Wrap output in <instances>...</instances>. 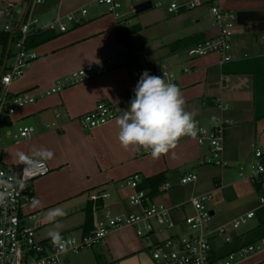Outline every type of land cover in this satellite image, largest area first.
Listing matches in <instances>:
<instances>
[{"label": "crops", "instance_id": "0c3cea01", "mask_svg": "<svg viewBox=\"0 0 264 264\" xmlns=\"http://www.w3.org/2000/svg\"><path fill=\"white\" fill-rule=\"evenodd\" d=\"M91 1L93 0H41L39 4L45 6L43 10H54V16L51 17L54 19L76 11ZM141 1L144 0H134V5ZM150 1L152 2V0ZM4 2L5 0H0V7H3ZM37 4L33 7V13ZM225 6L230 10L237 11L236 21L237 13L244 12L245 14L240 20L247 19L246 22L253 23L249 28H256L257 30L246 31L243 25H239L243 27L246 33L261 32L262 43H256L252 50L253 55L247 54L246 46H243L242 39H240V36L246 38L247 35H242L243 33H238L242 30H237V35L234 33L232 38L231 54L233 59L222 65L218 63L217 54L211 53L191 58L186 53L187 49L197 41L212 37L217 33V28L213 25L205 9L171 14L162 8L159 13L150 14L144 18L143 15H140L139 22L135 23L141 26L140 30L127 36L124 40H119L116 37V31L124 25L132 24H126L125 20L115 17L103 5H93L88 8L80 24L69 25L67 31L34 47L37 57L24 69L21 76L12 81L8 87L10 93L17 94L26 91L28 94L33 93L35 95L34 102L17 109L9 117L8 127L15 129L24 124L21 122L24 118H31L33 123L36 122L35 127L30 124L34 127V132L26 139L1 138L12 140L16 146H23L22 152L28 154H31L33 149L38 148H45L54 153L53 158L47 161L50 172L37 178L31 186L35 198L41 202V206L33 207L32 203H29L25 206V211L34 213L35 219H38L37 216L41 210L47 209L51 205L62 207L66 215L59 220L65 218L64 222L67 225L62 226L61 235L75 230L79 236L83 234L81 228L84 221L83 209L89 202L90 193L104 190L109 195L107 198H111L106 187L114 186L117 196L112 198L109 203L105 202L106 198H104L102 200L104 207L115 213L136 209V207L129 206L125 202L126 195L130 190L125 186L124 181L129 175L139 173L142 177H147L158 172H165L168 181H170L173 176H169L168 172L174 170L179 161H186L189 157V154L185 152L186 157L178 159L172 157L171 151L167 155L153 159L149 153L143 150L129 149L125 151L119 144L116 118L129 107L124 101V95L128 91H134L142 73L147 70L144 69L141 73L135 70L136 77L131 74V71L134 70L131 55L137 46H141L142 49L148 47L149 51L154 52V57L150 59L153 65H166L172 67L173 70L175 66L184 65L182 69L176 72L177 86L184 95L186 110L194 113V118L198 120L199 125L204 127L208 123L207 127L211 128V118L216 114V110L222 115L227 109L226 106L221 112L215 103V99L220 94V88L223 89L224 87L223 97L221 95L220 97L226 104L229 100H233L236 102L237 108L245 107V110L250 109L253 112L248 122H253V118L263 117L261 115L264 114V105L259 107L258 117L254 111L252 74L229 71H238L241 66L238 63L264 57V0H227ZM22 17L23 14L17 15V20ZM51 18L50 20H52ZM2 26L3 21L0 19V30H2ZM15 30L16 28L11 33H15ZM141 32L144 35L137 37ZM135 37L139 39L135 41ZM7 49L5 50V57L9 59L13 53L12 45L10 44L9 48L7 45ZM248 49H252V46ZM117 55H123L128 60L125 66L100 74L89 81L67 86L59 92L41 95L40 91L53 86L58 79L65 77L70 72ZM159 60H167L168 62L160 64ZM247 67L250 68V66ZM185 68L188 69L186 72L184 71ZM220 78L222 79L221 85L218 82ZM13 84L17 93L11 90ZM100 101L114 105L117 112L116 117L93 129L81 127L77 122V117L91 110ZM233 117V124L230 125L240 122L239 116ZM52 123L54 126L46 128V124ZM239 132L237 128L232 133L227 129L225 130L224 159L227 162L239 158ZM190 142L193 145L195 157L198 158L197 152L201 146L196 143V137L182 138L176 148L185 145L186 150ZM254 144L257 145V142ZM254 144H252V148H254ZM260 144L264 151V139ZM0 151L3 157L7 155L10 163H19L16 154L7 153V150L4 152V149H0ZM189 172L193 171H185L184 173ZM182 174L176 175L175 178L177 177L178 180ZM219 180H213L216 188L220 186ZM183 187L184 185L178 183L174 185L170 183L168 189L161 188V194L155 197V200L169 207L176 203H184L189 196L185 195ZM252 188L254 187L252 186ZM255 190L258 192L257 189ZM191 192L189 190V193ZM70 202H75V205L65 209L63 204ZM256 206L257 203L253 204L232 219L255 209ZM73 207L76 208L75 212L72 211ZM210 211H213V217L215 209L212 207ZM192 213L193 209L188 203L184 204L179 211H173L171 217L175 221L174 228L182 227L183 218ZM74 215H78L76 221L68 223V220L73 219ZM79 215L81 216L79 217ZM232 219L225 223L211 222L210 220L207 229L210 230L229 223ZM250 220H253L250 227L252 228L256 225V218L253 217ZM42 221L40 219L37 221L38 224L36 222L37 231L41 227ZM162 232V230L159 231L155 228L146 241L138 237L132 227L117 229L109 232L103 241L96 246L78 253L64 254L59 264H154L149 254L150 244L166 238L162 236ZM235 233L236 235L241 234ZM173 235L179 234L171 233L168 236ZM37 237L49 239L47 234L39 236L37 233ZM222 245V243L216 246L212 244V249L216 251ZM232 264H264V248L245 258H239Z\"/></svg>", "mask_w": 264, "mask_h": 264}, {"label": "built area", "instance_id": "2783aa9c", "mask_svg": "<svg viewBox=\"0 0 264 264\" xmlns=\"http://www.w3.org/2000/svg\"><path fill=\"white\" fill-rule=\"evenodd\" d=\"M227 0H170L166 11L171 14L190 11L195 9H205L213 25L217 28V33L209 38H204L191 45L186 53L188 57H199L211 53L217 54L220 65L232 61V38L234 36V20L236 14L233 10L226 8ZM41 0H5L3 7H0V19L3 21L2 30L5 32L17 33L14 41H10L13 53L8 59L2 45L0 44V122L16 112L17 109L32 103L35 100L33 93H10L8 90L12 81L21 76L24 69L37 57L34 48L26 46L27 38L33 33L41 30H49L58 33L67 31L68 25L80 24L88 8L93 5H103L109 13L121 18L119 12L121 3L119 0H93L76 11L69 12L63 16L42 23L33 13L35 4ZM131 11L134 8L131 6ZM23 17L17 20V15ZM129 23V19L125 20ZM264 41V37H263ZM139 59L146 60L147 54L141 53L142 47L137 46ZM9 54V53H8ZM127 63L123 55L111 56L103 61L96 62L87 67H83L70 72L65 77L58 79L55 84L43 91L41 95H50L59 92L63 88L81 82L89 81L105 72L125 66ZM146 71L150 75L160 76L166 81L177 85L178 77L172 67L166 65H153L146 62ZM188 69H184L186 72ZM136 77V71H131ZM134 91L125 93V103L129 105L134 98ZM216 107L222 112L227 104L218 97L215 99ZM117 115L114 105L106 102H98L91 110L79 115L77 121L83 128L93 129L104 125L114 119ZM198 122V120H196ZM232 121L217 116L213 119L212 126L208 130L199 125L196 143L205 147L207 153L203 157V162L213 164L223 169L227 167L224 161V134L226 125ZM46 128L54 124H46ZM34 132V127L30 125L18 126L15 129L5 125H0V139L9 138L13 140L26 139ZM253 161L248 172H244L243 165L237 167L240 175L255 189L258 188L257 206L234 219L229 223L219 225L208 230V224L212 218L210 210L205 207V202L211 198V192H204L199 195H191L184 203H176L167 206L162 202H157L154 197H150L145 189L138 188L142 180L139 173L129 175L125 181V186L130 190L126 195L127 205L136 209L126 212L115 213L111 209L97 205L98 200H103L109 195L106 191H94L89 194L88 199L92 201V228L87 234L79 236L62 235L65 240H74L75 245H69L67 253H78L85 249L100 244L105 236L114 230L124 227H132L138 237L148 241L149 236L157 228L159 231L164 227L171 229L175 226V221L171 217L173 211H179L184 204L188 203L193 209V213L183 218V223L188 225L193 232L180 237L177 235L168 236L153 244H150V257L154 264H232L237 258H245L251 253L264 248V237L255 243L240 247L237 251L229 253L222 259L211 262L212 239L223 236L224 242H229L231 233L241 225L247 224L255 215L256 209L264 206V151L257 145H253ZM147 153V152H146ZM26 168L24 164H4L0 161V173L7 178L23 176ZM29 177L25 175L23 180H17L12 189V195L7 206H0V264H59L64 254H58V250L52 245L51 239H40L37 237V225L34 224L36 215L25 211V206L31 203L35 197L31 183L50 172L47 164H31ZM196 181L194 172L184 173L179 176L178 184L186 185ZM166 183L162 189H168Z\"/></svg>", "mask_w": 264, "mask_h": 264}, {"label": "rangeland", "instance_id": "374dc122", "mask_svg": "<svg viewBox=\"0 0 264 264\" xmlns=\"http://www.w3.org/2000/svg\"><path fill=\"white\" fill-rule=\"evenodd\" d=\"M169 1L170 0H152V7L151 8L136 14V13L132 12L131 8H130V6H134V0H120L121 7L119 8V12L122 15V17L120 19H123V21L129 19V24L138 23L140 20V17H139L140 15H143L142 17L144 18L150 14L152 15L155 13H159L162 10V8L166 9ZM43 7H45V6H42L41 4L38 3L35 7L34 13H35V16H37L41 22L46 23L48 20H50L51 17L54 16L53 15L54 10H49V9L43 10ZM48 11H49V13H48ZM236 12L237 11L235 10L234 13L236 14ZM209 21H210V19H209ZM65 22L69 27V22H67L66 20H65ZM237 30L238 31L242 30L241 32H238V33H243L242 35H247L246 38H244L243 36H240V39H242L243 46H246L247 54L253 55L252 50H253L254 46L256 45V43L257 42L259 44L262 43V33L261 32L246 33L244 31L243 27L241 25L237 24V21L235 19L234 20V33H235V35H237ZM142 35H144L143 32H141V34H138L137 37H142ZM137 37L134 38L135 41H137V39H139ZM250 46H252V49L249 50L248 47H250ZM143 52H145L147 54L146 60L139 59V52L135 49H134V51H132V55H131L132 56L131 61L133 62V69L136 70L137 72H140V73L144 69H146V65H145L146 62H150V59H152L154 57V52L151 50L149 51L148 47L143 48L141 53H143ZM158 62L160 64H165L168 61L167 60H159ZM183 66H181V67L178 66L179 68L175 66L174 72L176 73L179 69H182ZM219 74H220V72H219ZM218 82L221 85L222 79L220 78ZM227 82H228V80H227ZM224 89H225V87L223 89L220 88V91H219L220 94L217 97H220V95L222 96V92ZM11 90L13 92H16L14 84L11 87ZM21 93H26V91H22ZM235 103H236L235 101L229 100V102H227V109L221 115L222 118L227 119L229 121H232V124L234 121L233 116L236 115V116L240 117L239 123H235L234 125H226V128H225V130L227 129L231 133L233 132V130L235 128L239 129V131H240L239 132L240 136L238 137V143L240 146L239 158L236 160L235 159L229 160V162H227L224 159L225 165H227L228 167L223 169L219 166H215L213 164H207V163L203 162V157L207 153V151H206L205 147H202V146L199 148V151L197 152L198 158L195 157L194 148H193V145H191V142L188 144V148L186 150L184 148L185 147V145H184L182 147H179V148L172 150V153H171L172 157H177L178 159L185 158L186 157L185 152L189 154V157L186 159V161H183V160L179 161L177 163V166L175 167V169L170 170L168 172L169 176H173V178H171V180L168 181V184H170V183L173 185L177 184L178 180H177V177L175 178L176 175L182 174L185 171H191L192 170L196 174V181L194 183L184 185L183 189L185 190V195H188L190 197L191 195L202 194L205 191H207V192L212 191L211 195H210L211 196L210 200L205 202V204H204L207 210H210L212 207L215 209V214L211 218V222L225 223L228 220L232 219L239 212H243L248 207L252 206L253 204H256L257 199H258L259 193L254 188H252L249 181H247L243 178V175L239 174L237 167L239 165H243L244 172H248L250 170V166H251V163L253 161L252 144H254L255 142H257V147L259 149L263 150V147L261 146L260 143L264 139V116L259 118V119L253 118V120H254L253 122H248V119H249V117H251V114H253V112L250 109L245 110V107L242 108L243 110L240 108H237ZM246 103L248 104V101ZM214 113H215V111H214ZM217 116H220V113L218 112V110H216V114L214 115V117L211 118L212 122H213V119ZM26 119L27 118H24L21 121L22 123H24L21 125L32 124L35 127L36 122L33 123L32 122L33 120L31 118H29L27 120ZM78 124H79V122H78ZM207 126H208V123H206V125L204 127L209 130L210 128ZM210 127H211V124H210ZM12 130H13V128H12ZM184 138H187V137H184ZM14 144H15V142H13L12 140L0 139V149H4V152H5V150H7V153L12 152V153L16 154L18 151H23V148H24L23 146H20V145L16 146ZM143 155H147V154H143ZM0 159L3 160V161H1V160L0 161L3 162L4 164H12L8 160L7 155L6 156L4 155V157L2 156L1 151H0ZM14 164H18V163H14ZM214 179H220L219 180L220 186L217 188L215 187V184L213 183ZM32 183H31V186H32ZM192 186H194V188H192ZM106 190L109 191L110 195H111V198L105 199V202L109 203L112 198L117 196L116 195L117 192L115 191V187L110 186V185L106 187ZM189 190H191L192 192L189 193ZM63 205H64L63 207L66 209L67 207H69L71 205H75V202H70V203L63 204ZM53 207L54 206L51 205L47 209L41 210V213L38 214V216H37L38 219L34 220V224H36V222L40 219L43 220L42 223L40 224L41 227L37 231L39 236L46 235L48 230L52 229L54 227L53 224L48 223L45 220V214L47 213V211L49 209H52ZM56 207H58V206H56ZM56 207H54V208H56ZM75 209L76 208L73 207L72 211L75 212ZM77 210H78V207H77ZM80 216L81 215H79V217ZM77 217H78V215H74V218L68 220V223L76 221ZM64 221H65V218L63 220H59V222H61L62 226L67 225V223ZM252 222H253V220H249L247 222V224L241 225L239 228H237L235 230V232L241 233L242 231L249 229L252 225ZM37 224H38V222H37ZM162 231H163L162 236H164V237H167L171 233H178L179 235H177V236L183 237V236L193 232V230L186 224H183L182 227H175V228L173 227L171 229H167L164 227L162 229ZM65 235H67V236H78V232H76L75 230H72V231H70V233H65ZM223 239H224L223 236H217L216 235L213 238L211 243L213 244V246H216L218 244L220 245L221 243L223 244V242H224ZM237 259H239V258H237ZM237 259H235V260H237Z\"/></svg>", "mask_w": 264, "mask_h": 264}, {"label": "clouds", "instance_id": "9594fccd", "mask_svg": "<svg viewBox=\"0 0 264 264\" xmlns=\"http://www.w3.org/2000/svg\"><path fill=\"white\" fill-rule=\"evenodd\" d=\"M134 98L127 110L116 118L117 139L125 150H143L158 159L174 150L184 137L195 138L198 134V122L194 113L186 110V101L181 89L173 82L160 76L150 75L144 71L135 86ZM54 153L45 148L33 149L31 154L18 151V164L26 165L23 176L7 178L0 173V206H7L12 189L17 180L22 181L25 175L31 176V164H46ZM32 206L40 207L41 202L32 198ZM66 215L62 207L49 209L45 220L54 225L47 232L52 245L58 254H66L74 240H65L61 235L62 224L59 218Z\"/></svg>", "mask_w": 264, "mask_h": 264}, {"label": "trees", "instance_id": "16d2710c", "mask_svg": "<svg viewBox=\"0 0 264 264\" xmlns=\"http://www.w3.org/2000/svg\"><path fill=\"white\" fill-rule=\"evenodd\" d=\"M141 26L139 24L132 25H124L122 28H119L116 31V37L119 40H124L127 36H130L140 30ZM60 33L49 31V30H41L30 35L26 40V46L29 48H34L44 42H47L55 37H57ZM17 37V33H10L0 30V44L3 47L4 53L7 49V45L9 41H14ZM241 65L238 68V71H229V72H238V73H246L252 74L253 84V101H254V111L256 117H258V112H260V108L264 105V57L250 59L244 61L242 63H238ZM237 64V65H238ZM247 66H250L248 68ZM261 116H264L261 115ZM8 122V119L5 118L0 122V125H5ZM168 183V179L165 172H158L151 176L142 177L141 182L138 185V188L145 189L150 197H157L161 194V188ZM259 187L256 189L258 190ZM97 205L101 206L102 201L98 200ZM91 209H92V201L89 202L84 207V221L81 225L83 234H87L91 228ZM254 217L256 218V225L244 233L239 235H235L231 238L229 242H224L222 247L218 250H212L210 260L211 262H215L218 259H222L227 256L231 252L237 251L240 247L247 246L249 244L255 243L258 239L264 237V206L256 209Z\"/></svg>", "mask_w": 264, "mask_h": 264}, {"label": "water", "instance_id": "95a60500", "mask_svg": "<svg viewBox=\"0 0 264 264\" xmlns=\"http://www.w3.org/2000/svg\"><path fill=\"white\" fill-rule=\"evenodd\" d=\"M151 7H152V2H151L150 0H144V1H141V2H139V3H136V4L133 6V8H134V13H136V14H137V13H140V12H142V11H145V10L151 8ZM244 14H245V13H244V12H241V11L237 13V23L243 25L246 31H254V30H257L256 28H255V29L249 28V27L252 26L253 23H251V22H246L247 19L245 20V19L243 18V20H242V19L240 20V18L243 17ZM9 45H10V41H9V44H8V48H9ZM7 50H8V49H7ZM210 214L212 215V214H213V211H210ZM231 235H232V237H234V236L236 235L235 231H233V232L231 233Z\"/></svg>", "mask_w": 264, "mask_h": 264}]
</instances>
